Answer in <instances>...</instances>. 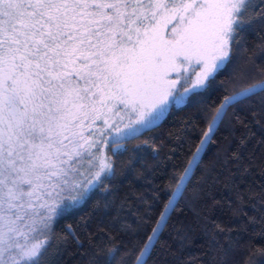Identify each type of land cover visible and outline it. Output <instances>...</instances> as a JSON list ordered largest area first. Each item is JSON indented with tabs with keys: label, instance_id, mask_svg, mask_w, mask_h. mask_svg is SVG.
I'll list each match as a JSON object with an SVG mask.
<instances>
[{
	"label": "snow or ice",
	"instance_id": "snow-or-ice-1",
	"mask_svg": "<svg viewBox=\"0 0 264 264\" xmlns=\"http://www.w3.org/2000/svg\"><path fill=\"white\" fill-rule=\"evenodd\" d=\"M261 9L264 0H0V264H62L66 237L54 225L95 196H113V157L131 151L138 162L156 151L148 141L128 145L213 89L244 48L242 33L264 22ZM260 76L241 72L209 110L155 217L159 189L148 193L152 203L141 196L127 209L145 226L128 248L132 264H147L228 111L264 93ZM249 199L264 209V197ZM86 236L88 264H118L126 245L101 250Z\"/></svg>",
	"mask_w": 264,
	"mask_h": 264
},
{
	"label": "trees",
	"instance_id": "trees-1",
	"mask_svg": "<svg viewBox=\"0 0 264 264\" xmlns=\"http://www.w3.org/2000/svg\"><path fill=\"white\" fill-rule=\"evenodd\" d=\"M253 2L258 4L260 0ZM242 44L244 48L238 49L235 64L222 71L212 90L187 105L171 109L157 127L128 145L131 149L148 141L156 151H146L138 162L131 151L113 157L117 177L110 199L95 196L54 225L57 235L66 237L62 264H88L87 257L80 254L91 251L86 233L101 250L105 246L126 245L117 261L132 264L128 248L134 239H144L145 226L134 221L127 209L139 207L141 196L152 203L148 193L159 189L160 203L151 209L155 217L171 178L182 171L188 159L187 149L198 143L209 110L219 104L226 92L239 86L241 72L251 69L252 76L261 79L264 22L248 27L242 33ZM249 57L258 67H252ZM250 194L264 197V93L244 99L228 111L200 166L194 170L179 206L169 210L170 219L166 226L162 225L159 244L146 257L147 264H264V209L253 211L249 207L254 202L249 199ZM249 217H254L255 222H250ZM125 225L139 229L141 234L134 237ZM217 225L224 231H219ZM75 237L85 241L83 247L77 245Z\"/></svg>",
	"mask_w": 264,
	"mask_h": 264
}]
</instances>
